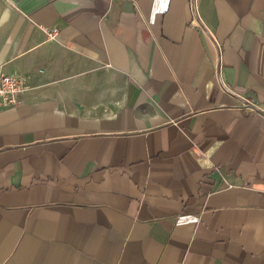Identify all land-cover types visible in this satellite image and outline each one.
Segmentation results:
<instances>
[{
	"label": "crops",
	"instance_id": "obj_1",
	"mask_svg": "<svg viewBox=\"0 0 264 264\" xmlns=\"http://www.w3.org/2000/svg\"><path fill=\"white\" fill-rule=\"evenodd\" d=\"M0 65V264H264V0H0Z\"/></svg>",
	"mask_w": 264,
	"mask_h": 264
},
{
	"label": "built area",
	"instance_id": "obj_2",
	"mask_svg": "<svg viewBox=\"0 0 264 264\" xmlns=\"http://www.w3.org/2000/svg\"><path fill=\"white\" fill-rule=\"evenodd\" d=\"M43 31L48 38H54L57 29L43 27ZM26 88V75L22 73L10 74L1 68L0 65V110L18 104L20 94Z\"/></svg>",
	"mask_w": 264,
	"mask_h": 264
}]
</instances>
